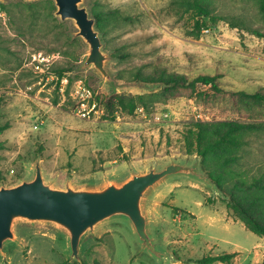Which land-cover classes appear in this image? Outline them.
<instances>
[{
	"label": "rangeland",
	"instance_id": "rangeland-1",
	"mask_svg": "<svg viewBox=\"0 0 264 264\" xmlns=\"http://www.w3.org/2000/svg\"><path fill=\"white\" fill-rule=\"evenodd\" d=\"M260 0H202L210 10L200 30L185 0H82L91 19L104 13L98 32L112 82L85 67L88 46L73 21L55 16L52 0H0V189L34 176L55 189H98L170 164L191 167L190 131L199 121H264L207 88L208 99L184 90L162 98L160 88L135 81L153 67L187 76H217L223 92L264 93V13ZM1 5L6 9L2 10ZM128 18V20H127ZM235 25L236 27H232ZM96 106L83 115L77 82ZM151 96L133 115L113 120L97 103L100 93ZM254 153L264 158V137ZM142 210L160 261L142 246L130 223L114 217L82 238L78 259L56 225L16 220L13 239L0 248V264H196L205 256L236 254L231 264H262L264 238L228 216L215 188L171 175L146 194Z\"/></svg>",
	"mask_w": 264,
	"mask_h": 264
},
{
	"label": "trees",
	"instance_id": "trees-1",
	"mask_svg": "<svg viewBox=\"0 0 264 264\" xmlns=\"http://www.w3.org/2000/svg\"><path fill=\"white\" fill-rule=\"evenodd\" d=\"M185 3L189 9H195L194 27L200 30L209 17L208 6L202 0H185ZM259 8L264 13V0L259 1ZM1 9L5 10L6 7L1 5ZM93 18L96 30L102 35L104 13H96ZM217 79V76L200 75L190 80L185 75L160 67H153L148 73L139 69L135 74V81L160 88L159 95L162 98L184 90L190 97L206 100L208 94L201 92L200 88H207L213 92L214 98L219 95L233 108L251 115L256 109L263 108V92H223ZM150 97L125 96L115 92L107 95L101 92L97 103L104 108L105 119L113 120L118 110L126 115H133L138 108L147 107ZM7 129V125H0V135ZM190 135L191 141H187L188 153L199 158L200 169L221 195L228 216L242 223L249 232L264 238V158L257 157L254 153L255 140L264 137V121H199L194 124ZM235 256L236 254L208 255L195 263L231 264Z\"/></svg>",
	"mask_w": 264,
	"mask_h": 264
},
{
	"label": "water",
	"instance_id": "water-1",
	"mask_svg": "<svg viewBox=\"0 0 264 264\" xmlns=\"http://www.w3.org/2000/svg\"><path fill=\"white\" fill-rule=\"evenodd\" d=\"M56 7L55 16L61 21H73L77 32L88 46L84 66H92L102 79L112 82L105 69L106 56L101 51L94 20L84 7L82 0H52ZM171 175H185L202 180L215 188L207 176L198 174L197 164L191 167L170 164L161 171L150 169L132 175L122 184H107L98 189H55L44 183L39 163L34 176L13 188L0 189V248L13 239L16 220L30 223L42 222L58 226L69 236L71 256L78 259V249L85 234L101 222L114 217L126 219L132 226L144 248L160 261L163 254L155 248L148 231L147 219L142 210L146 194Z\"/></svg>",
	"mask_w": 264,
	"mask_h": 264
},
{
	"label": "built area",
	"instance_id": "built-area-1",
	"mask_svg": "<svg viewBox=\"0 0 264 264\" xmlns=\"http://www.w3.org/2000/svg\"><path fill=\"white\" fill-rule=\"evenodd\" d=\"M77 90V103L82 111V114L87 115L93 112L96 102L93 100L91 92L85 88L81 81L77 82Z\"/></svg>",
	"mask_w": 264,
	"mask_h": 264
}]
</instances>
